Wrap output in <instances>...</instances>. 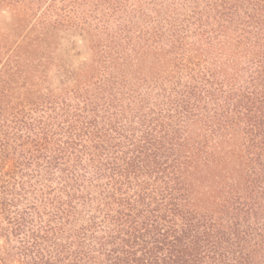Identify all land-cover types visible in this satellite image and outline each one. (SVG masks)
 Masks as SVG:
<instances>
[{
    "label": "trees",
    "instance_id": "1",
    "mask_svg": "<svg viewBox=\"0 0 264 264\" xmlns=\"http://www.w3.org/2000/svg\"><path fill=\"white\" fill-rule=\"evenodd\" d=\"M0 264H264V0H0Z\"/></svg>",
    "mask_w": 264,
    "mask_h": 264
},
{
    "label": "rangeland",
    "instance_id": "2",
    "mask_svg": "<svg viewBox=\"0 0 264 264\" xmlns=\"http://www.w3.org/2000/svg\"><path fill=\"white\" fill-rule=\"evenodd\" d=\"M6 14L0 16V24H6L7 22Z\"/></svg>",
    "mask_w": 264,
    "mask_h": 264
}]
</instances>
